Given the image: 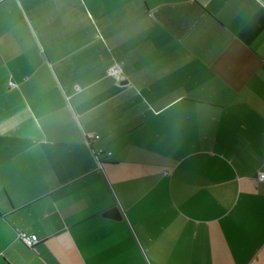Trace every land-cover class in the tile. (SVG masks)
<instances>
[{"label":"crops","instance_id":"1","mask_svg":"<svg viewBox=\"0 0 264 264\" xmlns=\"http://www.w3.org/2000/svg\"><path fill=\"white\" fill-rule=\"evenodd\" d=\"M263 169L264 0H0V264H264Z\"/></svg>","mask_w":264,"mask_h":264},{"label":"built area","instance_id":"2","mask_svg":"<svg viewBox=\"0 0 264 264\" xmlns=\"http://www.w3.org/2000/svg\"><path fill=\"white\" fill-rule=\"evenodd\" d=\"M109 74L112 75L117 82L119 83H125L128 79L125 75L123 64L121 62H114L108 69ZM89 137H93L94 139H99L100 135L98 134H88ZM90 142V141H89ZM95 153V156L100 164L103 163V155L112 154L111 151H106L103 147H100L98 149L93 150ZM258 178L262 181H264V169L260 170L258 173ZM18 237L21 241H23L27 246L33 247L38 242V237L36 234L29 233L28 231H20L18 233Z\"/></svg>","mask_w":264,"mask_h":264},{"label":"water","instance_id":"3","mask_svg":"<svg viewBox=\"0 0 264 264\" xmlns=\"http://www.w3.org/2000/svg\"><path fill=\"white\" fill-rule=\"evenodd\" d=\"M105 214H107V216L114 217V218H117V219H121L122 218V213H121V210H120V208L118 206L113 207L112 209L107 211Z\"/></svg>","mask_w":264,"mask_h":264}]
</instances>
